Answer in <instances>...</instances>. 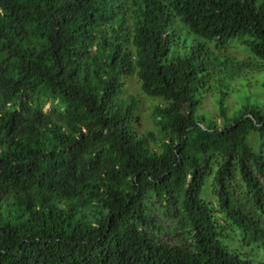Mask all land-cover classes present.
<instances>
[{"label": "trees", "instance_id": "1", "mask_svg": "<svg viewBox=\"0 0 264 264\" xmlns=\"http://www.w3.org/2000/svg\"><path fill=\"white\" fill-rule=\"evenodd\" d=\"M236 44L264 61V0H0V264H264L235 246L264 254V102L227 116L255 68ZM129 75L161 100L159 149ZM215 91L221 124L196 113Z\"/></svg>", "mask_w": 264, "mask_h": 264}, {"label": "rangeland", "instance_id": "2", "mask_svg": "<svg viewBox=\"0 0 264 264\" xmlns=\"http://www.w3.org/2000/svg\"><path fill=\"white\" fill-rule=\"evenodd\" d=\"M236 48L228 46L225 53L234 55L238 58H250V54L238 46V44H236ZM250 59L252 61L251 64L255 67L253 69V74L248 75L250 79H248L247 82V78L244 79L243 84L236 83L235 88L230 92L229 96L225 100L228 117H232L237 114V110L243 104H262L264 102V87L262 86V81L264 79V61L253 57ZM122 85L124 92L120 95V97L126 99L132 96L138 102L136 118L134 121L137 132L147 137L151 147L159 149L160 130L153 119L152 110L156 104L161 103V100L142 93L139 81L135 75L126 76L123 79ZM216 92L217 91L202 95L203 97L201 96L202 98L199 101L196 113L198 116L203 118L205 122L215 120L218 124H221L222 118L218 113L217 107L219 94ZM44 109H47V106ZM247 141L255 151H258L261 145L264 147V136L260 137L258 133L252 132L249 134ZM206 198L214 202V198L210 194H206ZM235 246L243 252H250L258 257L264 258V254L261 250L243 248L238 244Z\"/></svg>", "mask_w": 264, "mask_h": 264}]
</instances>
